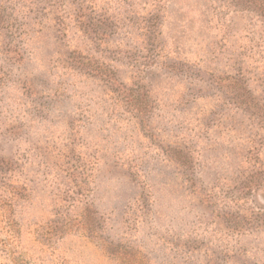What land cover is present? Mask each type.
Instances as JSON below:
<instances>
[{"label": "rangeland", "instance_id": "374dc122", "mask_svg": "<svg viewBox=\"0 0 264 264\" xmlns=\"http://www.w3.org/2000/svg\"><path fill=\"white\" fill-rule=\"evenodd\" d=\"M0 264H264V0H0Z\"/></svg>", "mask_w": 264, "mask_h": 264}, {"label": "trees", "instance_id": "16d2710c", "mask_svg": "<svg viewBox=\"0 0 264 264\" xmlns=\"http://www.w3.org/2000/svg\"><path fill=\"white\" fill-rule=\"evenodd\" d=\"M141 81H142V80L140 79V82H138V81H137V82H138V83H141ZM150 94H151V93H150Z\"/></svg>", "mask_w": 264, "mask_h": 264}]
</instances>
